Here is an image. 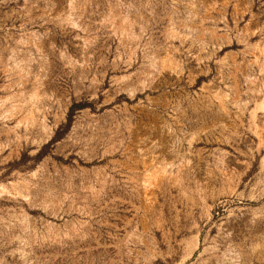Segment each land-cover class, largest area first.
<instances>
[{
  "label": "rangeland",
  "instance_id": "rangeland-1",
  "mask_svg": "<svg viewBox=\"0 0 264 264\" xmlns=\"http://www.w3.org/2000/svg\"><path fill=\"white\" fill-rule=\"evenodd\" d=\"M0 264H264V0H0Z\"/></svg>",
  "mask_w": 264,
  "mask_h": 264
},
{
  "label": "trees",
  "instance_id": "trees-1",
  "mask_svg": "<svg viewBox=\"0 0 264 264\" xmlns=\"http://www.w3.org/2000/svg\"><path fill=\"white\" fill-rule=\"evenodd\" d=\"M85 107H86L85 104H77V103L73 104L72 107H71V109H70V112H69V123L71 122V118H72L73 113H74L76 110H78V109H83V108H85Z\"/></svg>",
  "mask_w": 264,
  "mask_h": 264
}]
</instances>
